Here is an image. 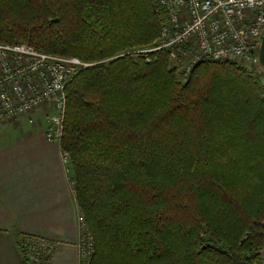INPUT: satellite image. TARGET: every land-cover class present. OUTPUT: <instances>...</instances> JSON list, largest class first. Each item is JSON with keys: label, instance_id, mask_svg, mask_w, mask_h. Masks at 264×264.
I'll return each mask as SVG.
<instances>
[{"label": "trees", "instance_id": "16d2710c", "mask_svg": "<svg viewBox=\"0 0 264 264\" xmlns=\"http://www.w3.org/2000/svg\"><path fill=\"white\" fill-rule=\"evenodd\" d=\"M159 35L154 0H0V44L94 64L60 144L88 264H264V84L213 60L183 82L191 48L118 56Z\"/></svg>", "mask_w": 264, "mask_h": 264}, {"label": "built area", "instance_id": "2783aa9c", "mask_svg": "<svg viewBox=\"0 0 264 264\" xmlns=\"http://www.w3.org/2000/svg\"><path fill=\"white\" fill-rule=\"evenodd\" d=\"M154 11L160 19L158 39L145 49L121 56L169 50L170 59L176 60L185 48H191L193 53L182 72L184 82L192 68L206 60L261 68L257 55L264 35V0H154ZM91 66L78 58L51 55L26 44H0V126L43 109L45 139L59 144L64 131L66 86L79 71ZM61 159L64 165L69 163L66 152L61 153ZM79 221L82 232L77 247L84 262L92 254L93 243L83 216ZM18 243L29 264H51L54 242L24 235Z\"/></svg>", "mask_w": 264, "mask_h": 264}, {"label": "crops", "instance_id": "0c3cea01", "mask_svg": "<svg viewBox=\"0 0 264 264\" xmlns=\"http://www.w3.org/2000/svg\"><path fill=\"white\" fill-rule=\"evenodd\" d=\"M38 116L0 126V264H25L17 248L24 235L56 244L51 264H82L72 178Z\"/></svg>", "mask_w": 264, "mask_h": 264}, {"label": "rangeland", "instance_id": "374dc122", "mask_svg": "<svg viewBox=\"0 0 264 264\" xmlns=\"http://www.w3.org/2000/svg\"><path fill=\"white\" fill-rule=\"evenodd\" d=\"M158 38H156V39H154L151 43H149V44H144V45H141V46H135V47H133V48H128V49H125V50H123V51H121L120 53H118L119 55V57L121 56V54H126V52H131V51H136V50H139V49H145V48H147V47H149V46H151L152 44H153V42L154 41H156ZM74 58H76V57H74ZM170 58V57H169ZM80 60V59H79ZM110 59H106V60H104V62L106 61H109ZM171 60V59H170ZM84 62V61H83ZM85 63H88V62H85ZM89 64V63H88ZM91 64V63H90ZM186 64L187 63H184L183 61L181 62V63H179V65H178V69H176V71L178 72V73H180V74H182V72H183V69H184V67L186 66ZM94 65V64H93ZM181 65V66H180ZM244 69H246L247 71H249L250 73L252 72L253 74H255V75H257L259 78H260V80L262 81V83L264 84V69L263 68H258V67H255V66H246ZM75 77V76H74ZM73 77V78H74ZM181 77L183 78V76L181 75ZM188 78V77H187ZM72 81V80H71ZM184 82V81H183ZM65 91H66V89H65ZM65 96H66V92H65ZM65 110H66V108H65ZM37 116V115H39L40 116V118L41 119H43L44 120V126H45V118H46V116H45V112L43 111V109H39V110H37L36 112H34V113H32V114H30V115H26L27 116V118L26 119H23V121L21 122L20 121V124H35L34 123V120H35V118L33 117V116ZM38 116V117H39ZM39 120V119H38ZM18 121V120H17ZM30 121H32V122H30ZM11 122H13V120H11ZM15 122V121H14ZM37 123V122H36ZM62 138H63V136H62ZM62 140V139H61ZM60 144H61V141H60V143L58 144V146L60 147ZM60 151H61V153H63V151L61 150V148H60ZM68 159H69V157H68ZM66 166V170L68 171V164L67 165H65ZM69 172V171H68ZM72 182H73V180H72ZM80 216H83L82 214H80L79 213V216H78V224H79V235H81V229H82V225H81V222L79 221V217ZM83 219H84V217H83ZM84 224H85V226H86V223H85V220H84ZM20 238V237H19ZM45 239V238H44ZM79 240H81V236H80V239ZM92 243H93V241H92ZM17 248H18V244H17ZM18 250H19V248H18ZM55 251V250H54ZM93 251H94V248H93ZM93 251H92V253H93ZM19 253H20V251H19ZM21 255V254H20ZM21 257H22V259H24L25 260V258L21 255ZM26 261V260H25ZM88 261H89V259L88 260H85L84 262H82V264H88ZM27 262V261H26ZM81 263V262H80ZM27 264H29L28 262H27Z\"/></svg>", "mask_w": 264, "mask_h": 264}, {"label": "water", "instance_id": "95a60500", "mask_svg": "<svg viewBox=\"0 0 264 264\" xmlns=\"http://www.w3.org/2000/svg\"><path fill=\"white\" fill-rule=\"evenodd\" d=\"M257 60H258V65L264 69V35L261 38V42L258 48ZM262 257L264 262V251L262 253Z\"/></svg>", "mask_w": 264, "mask_h": 264}]
</instances>
